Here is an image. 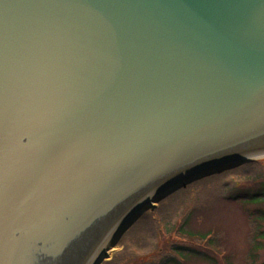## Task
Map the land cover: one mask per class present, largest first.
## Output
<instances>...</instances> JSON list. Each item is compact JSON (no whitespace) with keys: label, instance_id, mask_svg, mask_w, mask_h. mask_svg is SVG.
Here are the masks:
<instances>
[{"label":"water","instance_id":"obj_1","mask_svg":"<svg viewBox=\"0 0 264 264\" xmlns=\"http://www.w3.org/2000/svg\"><path fill=\"white\" fill-rule=\"evenodd\" d=\"M263 153L264 0H0V264H89Z\"/></svg>","mask_w":264,"mask_h":264},{"label":"rangeland","instance_id":"obj_2","mask_svg":"<svg viewBox=\"0 0 264 264\" xmlns=\"http://www.w3.org/2000/svg\"><path fill=\"white\" fill-rule=\"evenodd\" d=\"M205 173L207 172L203 174ZM228 179H233L237 184H233L235 189L244 191L257 189L260 184H264V157L255 160L245 159L244 163L236 169L195 181L177 191L180 192L187 188L186 194L188 195H185L184 191L178 193L177 197L172 198L171 196L168 200L172 198L174 203L180 197H189L188 208L194 211L189 229L194 234L197 232L204 235L210 232L211 236L217 237L213 244L210 245L208 239L201 240L198 236H192L191 239L181 235L179 237L176 234L158 235L154 232L150 243L148 242L146 252L150 255L140 259V262H155L171 258L172 264H264V221L260 220L264 219V202L227 201L228 192L223 190L221 183ZM160 203L144 211L143 215L156 210ZM177 204H182V201ZM179 209L180 206L173 214V222L178 217ZM131 227L122 236L120 235L121 229L108 257L106 256L100 264L110 260L114 253L124 248L123 237ZM173 245L180 247L182 251L192 249L200 254L206 253L210 260H205L202 256H187L186 254L173 257L170 251ZM152 250L153 253H151ZM248 256H252L253 259L249 261Z\"/></svg>","mask_w":264,"mask_h":264},{"label":"trees","instance_id":"obj_3","mask_svg":"<svg viewBox=\"0 0 264 264\" xmlns=\"http://www.w3.org/2000/svg\"><path fill=\"white\" fill-rule=\"evenodd\" d=\"M233 184L237 185L236 183H234L233 179H228L225 182L221 183L223 190H226L228 192V196L226 198L227 201L239 200L242 202H250V203L264 202V184H260V187H258L257 189L253 188L245 191L235 189L233 187ZM186 190L187 188L171 196H173L172 198L177 197L176 195L178 193H182L184 191H185L184 192L185 195H188L186 194ZM171 196L163 200L159 204L156 210L152 212H146L140 219H138V221L131 227V229L123 237L124 248H122L117 253H114L113 257L110 260H106L102 262V264H172L171 258H166L164 260L160 259L159 261H155V262L152 261L149 262L145 261V263L140 262V259L150 255V253H146V252H147L148 242L150 243V240L152 239L154 232H156L158 235L162 233L167 236L168 235L172 236L173 234H176L178 236L181 235L184 238L188 237L191 239L192 236H198L201 238V240L208 239V243L210 245L213 244L214 239H216L217 237L211 236L210 232L201 235L202 233L196 232L194 234L189 229V225L192 220L191 218L194 213L193 209L188 208L189 197L186 198L185 196L180 197L179 199L175 200L176 202L174 201L173 203L172 198L170 201H168ZM180 201H182V204H177ZM179 206L180 209H179L178 217L176 221L173 222L172 221L173 214ZM260 220L264 221L263 218H261ZM184 250L182 251L180 247L177 248V246L173 245L171 246L170 251L173 257H177V255L186 254L187 256L189 255L202 256L205 260H210V258L206 253L200 254L198 252L192 251V249H189L187 251ZM151 253H153V250L151 251ZM247 259L251 261L250 259L253 258L252 256H248Z\"/></svg>","mask_w":264,"mask_h":264},{"label":"bare ground","instance_id":"obj_4","mask_svg":"<svg viewBox=\"0 0 264 264\" xmlns=\"http://www.w3.org/2000/svg\"><path fill=\"white\" fill-rule=\"evenodd\" d=\"M251 160H255V159H259L264 157V153L263 154H258V155H254V156H249ZM244 158V159H243ZM241 157L238 158L236 160H233V162H225L224 164H222V166H227L233 163H237L240 161H244L245 157ZM219 166H213V164H211L210 166H206L204 169H202L201 171L197 172L196 176H199V174H203L204 172L207 173H211L212 171H214L215 169H218ZM221 167V166H220ZM219 167V168H220ZM223 173V172H222ZM221 174V173H220ZM193 177V176H191ZM165 189H162L161 191H159L156 194H153L151 196L150 199H148V201L143 202L141 204V206H139L135 211H133L132 213H130L128 215V217L126 218L125 221H123L122 223H120L116 229L110 234V236L108 237V239L104 242V244L101 246V248L98 249V251L95 253V255L93 256L92 260L90 261L89 264H98L100 261H102L104 258H106V256L108 257V254L110 253V251L113 248V245L115 244V242L117 241V237L119 232L121 231L122 227L126 225V223L139 211L145 209V208H151L155 205V201L156 199L163 193ZM181 190V189H180ZM172 195V194H171ZM170 195V196H171ZM169 197V196H168ZM137 222V221H136Z\"/></svg>","mask_w":264,"mask_h":264},{"label":"snow or ice","instance_id":"obj_5","mask_svg":"<svg viewBox=\"0 0 264 264\" xmlns=\"http://www.w3.org/2000/svg\"><path fill=\"white\" fill-rule=\"evenodd\" d=\"M0 211H2V209H0Z\"/></svg>","mask_w":264,"mask_h":264}]
</instances>
